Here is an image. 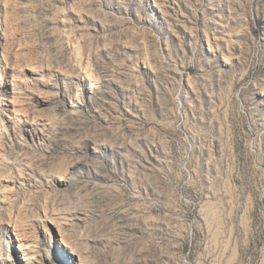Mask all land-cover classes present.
Here are the masks:
<instances>
[{"label": "rangeland", "instance_id": "1", "mask_svg": "<svg viewBox=\"0 0 264 264\" xmlns=\"http://www.w3.org/2000/svg\"><path fill=\"white\" fill-rule=\"evenodd\" d=\"M0 264H264V0H0Z\"/></svg>", "mask_w": 264, "mask_h": 264}]
</instances>
